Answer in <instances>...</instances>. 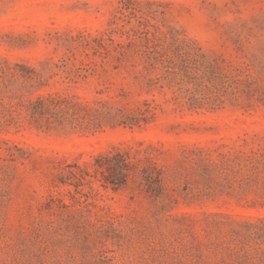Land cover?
I'll return each mask as SVG.
<instances>
[{"label": "rangeland", "instance_id": "1", "mask_svg": "<svg viewBox=\"0 0 264 264\" xmlns=\"http://www.w3.org/2000/svg\"><path fill=\"white\" fill-rule=\"evenodd\" d=\"M49 95L119 122L38 127ZM0 264H264V0H0Z\"/></svg>", "mask_w": 264, "mask_h": 264}, {"label": "trees", "instance_id": "2", "mask_svg": "<svg viewBox=\"0 0 264 264\" xmlns=\"http://www.w3.org/2000/svg\"><path fill=\"white\" fill-rule=\"evenodd\" d=\"M145 62L149 66L163 65L164 68L173 65L176 68L187 67L188 54L184 51L181 43L176 39L168 43L161 41L157 44L147 46L142 52ZM175 60L180 62L179 65ZM19 67L18 65H16ZM27 69V68H26ZM23 75L28 81H35L38 85H42L40 76H32V70ZM95 104L103 105L100 102ZM21 110L30 121L35 123L38 127H46L47 129L54 128L56 130H97L103 124H118L119 113L112 115L109 111H104L101 108H95L87 104H81L73 101V99L63 98L57 95H49L48 97L38 96L34 100H28L25 104H20ZM102 107V106H101ZM21 115L20 111H17ZM120 123H125L121 121ZM103 161L104 163H101ZM101 166V174L106 171L108 174L104 175L105 181L110 183L113 187H120L124 185L129 176V166L122 155L117 154L113 157L108 155L103 156L97 160ZM144 180H151L148 176Z\"/></svg>", "mask_w": 264, "mask_h": 264}]
</instances>
